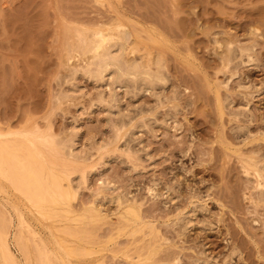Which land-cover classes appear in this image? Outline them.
I'll use <instances>...</instances> for the list:
<instances>
[{
    "label": "rangeland",
    "instance_id": "rangeland-1",
    "mask_svg": "<svg viewBox=\"0 0 264 264\" xmlns=\"http://www.w3.org/2000/svg\"><path fill=\"white\" fill-rule=\"evenodd\" d=\"M116 26L138 76L96 81L73 42ZM0 132L73 187L40 215L0 178L20 264H264V0H0Z\"/></svg>",
    "mask_w": 264,
    "mask_h": 264
},
{
    "label": "bare ground",
    "instance_id": "bare-ground-1",
    "mask_svg": "<svg viewBox=\"0 0 264 264\" xmlns=\"http://www.w3.org/2000/svg\"><path fill=\"white\" fill-rule=\"evenodd\" d=\"M119 26L118 27L116 26L117 28L115 27L116 29L119 28V30H116L117 31V32H115L116 34H113V35L112 34L110 35L109 33L106 35V33L104 34L102 31H98V32L96 31L95 34L94 33L92 34V35H94V40L91 38L92 41L91 40L90 41L86 40L83 36H81L83 33H81V35L80 34L78 35V32L76 33L78 36L76 38V41L73 42L74 44L76 43V47H75V45H72V46L75 47V49H74L75 53L78 54L79 56H81V57L82 56L83 57L84 56H86V57L88 56L89 60L86 61V62L88 63L89 66H94V65L96 66V68L92 69L93 71L95 70L98 73V75H97V73L94 71V74L96 73L95 76L97 75V77L95 79L100 77V79L98 78L96 81L99 80L101 82H104L105 81L104 79H107L109 81V80L112 79L114 74H119V73H120V75H123V76L127 77L129 80H131L130 78L134 79L136 76H138L137 75V72H138L137 70L141 66L139 67V65H138L139 68L136 69L134 66H132L134 64V62L131 63L132 65H129L128 67H126L127 69L124 68L125 66H123L124 63L122 62V60L124 59V57L122 59L121 58V54H123L122 52H124L123 47H125V45L122 46V43H121L122 41L120 42V38L122 39L121 34L124 33V32H122L123 30H120V29H122V27H119ZM118 33H119V36H118ZM125 34H127V33H125ZM114 35H116V37ZM118 37H120V38H118ZM125 39L128 40V38H125ZM72 40H75V38L72 39ZM127 40H125V41H127ZM123 44H126V42L123 43ZM73 47L70 48V49H72V51H73ZM68 54H70V53H67V55ZM72 54H74V53L72 52ZM124 54H126V53H124ZM133 61H136V60H133ZM84 63H85V61H84ZM126 63H127V61H126ZM127 64H129V62ZM87 69H89V67ZM142 69L143 68H141L139 71L142 72L141 71ZM92 70H89L91 72L88 73V74H90L91 78H92V75H91L92 74ZM84 71H85V69H84ZM146 71L144 70L143 72L146 73V77L147 76L149 77L148 79H150V78L154 79L155 78L154 75H152L154 77L153 78L150 75V72H146ZM86 72H88V71L86 70ZM143 72L141 74H139V76L140 75L143 76ZM84 75H85V73H84ZM95 76H93V77H95ZM140 77H139V79H140ZM116 78H118L117 75H116ZM92 79H94V78H92ZM119 79H120V77H119ZM128 79H124V80L127 81ZM142 79H145V78H142ZM113 80L115 81V79H113ZM137 80H135V81H137ZM116 81H117V79H116ZM142 81L144 82V80H142ZM118 82H119V80H118ZM95 83H97V82H95ZM146 83H147V81H146ZM106 85H108V84L106 83ZM105 88L106 87H104V89ZM108 88H110V86ZM71 91L75 92L74 90H71ZM106 91H108V90H106ZM110 92H111V90H110ZM68 94H65L64 96L67 97ZM101 94L99 96H101ZM68 97H70V95ZM15 134L16 133L0 132V178L3 179L6 183H8L11 188L13 187V189L16 191V193L21 195L24 198V200H26L27 204H29L31 206V208L35 209L34 211H32V212H35V213L38 212L40 214V212L43 211L44 206L46 204H48V203H57V202H59L61 200H68L69 197H71V195H72L73 187L71 188V185H70L71 183L70 184L68 183L66 185V187H64V185H62V181H60L56 177V175L54 174V166H50V165L47 166V165L44 164V165L40 166V168L38 169L37 167H35L33 165V156L31 155V152H30V149H29L30 148L29 145L32 146L33 143H32V141H30L27 138V137H29L28 135H27V137H24L25 141H27L28 144H29V145L27 144L28 148H24L25 150L22 147L15 148L9 142L4 140L6 137L11 136V135H15ZM74 142L75 141L72 140V142L70 144H68L69 143L68 142L67 144L64 143L62 145L64 146V148H67V153H64V154L68 155L67 157L72 158V160H76V162H78V160L81 159L80 157H81L82 152L76 150V147H75L76 146L75 145L76 142L75 143ZM34 143H35V141H34ZM63 146H62V148H63ZM64 148H63V150L66 151V149H64ZM63 161H64V159H63ZM66 162L67 163L68 162L72 163V161H69V159H68V161L66 159L65 163ZM3 180H2V182H3ZM0 187H1V185H0ZM76 188H75V190H76ZM1 189H3V188H1ZM5 191H6V189H5ZM2 192H4V191H2ZM2 192H1V194H2ZM7 198H8V196H7ZM111 200L114 201L113 199H111ZM111 200H110V202H111ZM116 200H117V203H118V199H116ZM17 203H19V202H17ZM17 203L14 204L16 208L13 207V206L12 207H13L14 211L19 212L18 213V219L20 221V224L22 226H24L23 228H26V229L32 228L31 224H28L29 222L25 220L26 219L25 218V214L23 215L24 212L22 211L23 213H21V211H18ZM45 208H46V206H45ZM7 213H8V211H7ZM46 214H43L42 217H46V216H44ZM4 218H5L4 221H2L3 220L2 218H0V219H2L0 221L3 222L2 224L0 223L1 224L0 225V258L3 260L4 264H20V261L16 258V256L14 257V255H12L13 253L12 254L10 253V250H9V243H10L9 240L10 239L9 238L12 239V243H13L14 239L18 238V240H19V239H21V237H20V235H18V237L16 236L15 228H14V225H13V222L11 221V219H9L8 217L7 218L4 217ZM33 230H34V228H33ZM53 238H52V244H50L51 242L48 243V241H46L47 239L44 240V239L40 238V243L42 242V246H43L42 248H43L44 252L46 253V255L43 254L44 258H46L45 260L47 261L48 264H50L47 256H52L54 261H55L54 263H56V264H69V263L65 262V258L64 257H66L68 254L72 255L73 251L76 250V249H74L73 251H72V249H70L71 251H69V250H67V249H65L63 247V244H62L63 242H59V240L57 241V240H55V238L54 239ZM22 239H23V237H22ZM13 245H15V244L13 243ZM22 247L23 246L20 245L21 254H23L24 257H25V254H27V252L24 253V250L22 249ZM65 247H66V245H65ZM24 249H25V247H24ZM80 249L83 250V248L79 247V252H83L84 253L85 249L83 251H81ZM26 250L27 249H25V251ZM87 251H89V250H87ZM44 252H42V253H44ZM38 253H40V252L38 251ZM36 255H37V253H36ZM40 255H42V254L40 253ZM25 258H27V257H25ZM36 261H38V259ZM25 263L29 264L27 259H26ZM36 264H38V262H36Z\"/></svg>",
    "mask_w": 264,
    "mask_h": 264
}]
</instances>
